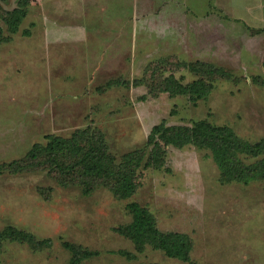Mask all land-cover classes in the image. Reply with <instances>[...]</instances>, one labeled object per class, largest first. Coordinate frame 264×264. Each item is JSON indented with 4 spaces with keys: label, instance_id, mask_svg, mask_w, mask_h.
Listing matches in <instances>:
<instances>
[{
    "label": "rangeland",
    "instance_id": "374dc122",
    "mask_svg": "<svg viewBox=\"0 0 264 264\" xmlns=\"http://www.w3.org/2000/svg\"><path fill=\"white\" fill-rule=\"evenodd\" d=\"M17 7L0 0V164L50 135L83 129L102 133L118 162L147 149L158 127L184 129L203 118L244 141L264 140V0H35L13 32L5 16ZM196 61L234 77L198 102L159 84L192 82L185 64ZM240 159L239 174L257 161ZM146 165L128 199L104 183L85 194L44 170L4 171L0 263L68 264V243L94 253L83 264H264V179L223 182L211 150L194 144L166 145L158 163ZM131 202L146 206L160 230L190 235L191 261L151 245L141 252L117 232L132 221ZM9 229L51 242L1 235Z\"/></svg>",
    "mask_w": 264,
    "mask_h": 264
},
{
    "label": "trees",
    "instance_id": "16d2710c",
    "mask_svg": "<svg viewBox=\"0 0 264 264\" xmlns=\"http://www.w3.org/2000/svg\"><path fill=\"white\" fill-rule=\"evenodd\" d=\"M34 1L18 0L17 9L6 13L5 20L13 32L19 29V24L27 15V7ZM1 32L0 27V34ZM185 66L197 76L192 82L185 84L170 77L159 79V84L170 94L188 95L192 102L207 100L215 90L217 81L231 80L234 77L224 67L206 61L190 62ZM155 67L152 69L154 70ZM158 131L159 133L149 137L147 149H138L135 154L129 153L118 162L108 151L102 133L95 134L89 129H83L68 138L50 135L46 143L34 144L24 157L0 164V174L4 171L21 174L44 170L63 186L72 184L83 186L85 194H90L99 184L104 183L118 198L128 199L137 191L138 182L135 176L143 163L157 164L165 153L166 145L183 147L194 144L199 148L211 150L219 163L223 182L233 180L248 182L251 178L264 179V140L256 143L244 141L227 125H216L208 118L196 120L192 126L184 129L158 127L156 132ZM92 139L93 145L88 146L89 140ZM242 155L250 156L257 161L247 165L248 173L243 171L239 174L241 167L245 168L243 160L240 159ZM128 209L132 214V221L124 227L116 228V231L130 238L139 251L142 252L146 245H151L162 250L170 258L184 262L191 261L194 243L190 235L160 230L154 214L138 202L129 203ZM1 235L27 241L33 245H47L51 242L37 241L32 234L16 229L4 230ZM66 247L72 252L68 264H83V260L94 255L82 246L67 243Z\"/></svg>",
    "mask_w": 264,
    "mask_h": 264
}]
</instances>
